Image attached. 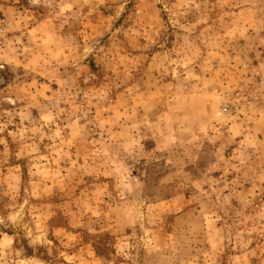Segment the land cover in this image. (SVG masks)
<instances>
[{"label":"rangeland","instance_id":"obj_1","mask_svg":"<svg viewBox=\"0 0 264 264\" xmlns=\"http://www.w3.org/2000/svg\"><path fill=\"white\" fill-rule=\"evenodd\" d=\"M139 1L0 0V264H264V0Z\"/></svg>","mask_w":264,"mask_h":264},{"label":"crops","instance_id":"obj_2","mask_svg":"<svg viewBox=\"0 0 264 264\" xmlns=\"http://www.w3.org/2000/svg\"><path fill=\"white\" fill-rule=\"evenodd\" d=\"M139 2L142 3L143 1L140 0ZM151 2H152V0H150V3ZM141 15L143 16V17L141 16L142 18L151 17L152 16V11H149V10L148 11H142Z\"/></svg>","mask_w":264,"mask_h":264}]
</instances>
